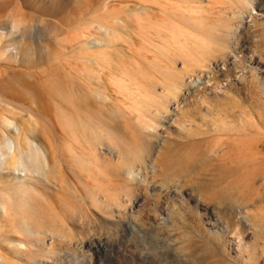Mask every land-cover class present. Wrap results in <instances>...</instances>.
Returning <instances> with one entry per match:
<instances>
[{
  "label": "rangeland",
  "instance_id": "1",
  "mask_svg": "<svg viewBox=\"0 0 264 264\" xmlns=\"http://www.w3.org/2000/svg\"><path fill=\"white\" fill-rule=\"evenodd\" d=\"M227 29L224 62L156 121L140 114ZM143 141L155 162L119 176ZM165 150L183 170L164 189ZM172 248L180 264H264V0H0V264Z\"/></svg>",
  "mask_w": 264,
  "mask_h": 264
},
{
  "label": "bare ground",
  "instance_id": "2",
  "mask_svg": "<svg viewBox=\"0 0 264 264\" xmlns=\"http://www.w3.org/2000/svg\"><path fill=\"white\" fill-rule=\"evenodd\" d=\"M250 1V0H248ZM227 20V19H225ZM231 20V19H230ZM224 21V20H223ZM226 22V21H225ZM228 23V21H227ZM222 25V24H221ZM225 25V24H224ZM223 27V30L226 29L227 27L229 26H221ZM220 27V28H221ZM225 27V28H224ZM210 28V27H208ZM230 28V27H229ZM213 29V28H212ZM217 29V28H215ZM219 29V28H218ZM218 29L216 31H218ZM222 29V28H221ZM207 30V29H206ZM220 30V29H219ZM222 30V32H223ZM211 31V30H210ZM209 31V33H210ZM215 31V30H214ZM208 32V31H206ZM221 32V31H219ZM217 32V33H219ZM205 33V31H204ZM208 33V34H209ZM207 34V33H206ZM212 34V33H211ZM215 34V32H214ZM220 34V33H219ZM218 34V36H220ZM232 33H230L229 29L226 30L225 32V37H223L222 35H224V32L223 34L221 35V37H218V47L220 49L219 52H215V54H208V53H204L205 55H200L199 57H195V53L190 54L189 56V62H186L185 63V68H183L179 71H176L174 73H172L173 75H169V73H165L164 75L161 74V78L163 79L164 81V87L161 89L163 94L160 93V95H156V100H154L153 102H149V101H143V106L141 107V112L140 114L146 116V117H150L152 115V117H150V120L152 121H156V118L159 114H161L165 109H166V106L167 104L169 103V101L172 99L174 100V98L176 97L177 95V92L179 90H181L182 88H185L186 90H189L190 87L194 84L193 80H190L192 77L196 76L197 78V81L201 80L202 77H200V75H197V72H200V69H208L209 70V73L210 72H213L215 70V67L214 65L211 64V59H218L221 58L222 62H224L227 58L225 57L227 52L224 53L222 52V50H227V48L229 47V39L232 37L231 36ZM201 35H203V33H201ZM217 35V34H216ZM213 37V35H211ZM203 37V36H202ZM207 38V36L205 37ZM210 38V37H209ZM216 39V37H215ZM208 41V40H207ZM217 41V40H216ZM215 41V42H216ZM203 45H201L202 47ZM203 49V47L201 48ZM205 49V48H204ZM212 50V49H211ZM205 51V50H204ZM200 52V54H201ZM192 53V51H191ZM193 56V57H192ZM228 56V55H227ZM190 60H193L195 63L194 65L195 66H192L190 65ZM209 63V64H208ZM199 70V71H197ZM166 77V78H165ZM186 77H187V80L189 79V81L186 80ZM153 86H155V84H153ZM152 91V90H151ZM79 102V101H78ZM88 103V102H87ZM80 105V104H79ZM83 106V105H82ZM80 105V107H82ZM80 109V108H79ZM162 115V114H161ZM165 115V114H164ZM161 116V117H164ZM160 118V117H159ZM165 118V117H164ZM163 118V119H164ZM158 122V121H157ZM142 146L141 148H137L135 149V152L134 154L131 156V157H125L123 158V160L120 162V165L118 167H116V169L118 168L117 170V174H122L123 177H126V178H129L131 181L135 180L134 178L137 177L135 176L136 173L139 174L138 170H136V165L137 164H141L144 162L145 159H149L150 160V164H153L155 162V158H152L153 156V152H154V146L151 145L148 141H143L142 143ZM93 146V145H92ZM261 148V147H260ZM134 151V150H133ZM125 153V152H124ZM129 153V152H128ZM131 153V152H130ZM120 156V155H119ZM124 156V155H123ZM169 156H172L169 152V150H165V154H163V156L161 157V160L159 162V165H160V169H159V172L161 173V176L162 177H165V176H170L171 174H174L173 178H171L170 180H167L166 179H163L164 181V184L162 185L163 188L164 186H168L169 184H172V183H169V181H172L174 179H176L177 177H180V174L182 173L181 171V164H183V160H181L180 158H175L173 161H168L166 160ZM192 157V156H191ZM163 159V160H162ZM189 160V159H188ZM16 161V160H15ZM187 162V161H186ZM190 162V161H189ZM192 162V161H191ZM14 163H17V162H14ZM13 164V163H12ZM15 165V164H14ZM144 166L146 164H143ZM188 165V164H187ZM146 172L148 171L146 166L144 167ZM116 173V171H115ZM190 174V173H189ZM115 175V174H114ZM184 175V174H183ZM117 175H115L116 177ZM135 176V177H134ZM147 176V174H146ZM139 177V176H138ZM141 177V176H140ZM118 178V177H117ZM125 178V179H126ZM117 180V179H116ZM123 180V179H122ZM118 181H120V179H118ZM127 181V180H126ZM142 181V180H141ZM125 182V181H124ZM142 182H145V181H142ZM141 182V184H142ZM193 182V181H192ZM122 183V182H121ZM161 183H162V180H161ZM169 183V184H168ZM124 184V183H122ZM140 184V183H139ZM114 185V184H113ZM120 185V184H119ZM128 186V185H127ZM165 189V188H164ZM169 189V188H168ZM161 190V189H160ZM124 192V191H123ZM138 192V191H137ZM126 193V192H125ZM124 193V195H125ZM122 194V193H121ZM110 195V194H109ZM123 195V194H122ZM119 196H121L119 194ZM123 197V196H122ZM128 198V202H131L133 199L135 200L136 198H134V194L130 191L127 196L125 195L124 199L125 198ZM116 198V197H115ZM126 198V200H127ZM114 200V199H113ZM117 200V199H116ZM122 200V199H121ZM215 200H218L219 202L218 203H222L223 201H226L227 200V197L225 195H221V196H218L215 198ZM119 201L117 205H120L121 204V201L120 200H117ZM116 201V203H117ZM96 202V201H95ZM111 202V201H110ZM127 202V201H125ZM127 202V203H128ZM123 204V203H122ZM126 205V204H125ZM132 205V204H131ZM220 205V204H219ZM121 206V205H120ZM129 206V205H128ZM104 207V206H103ZM122 208V206H121ZM161 224V223H159ZM125 226V225H124ZM126 229L130 232H134L135 228L130 225V224H127L126 226ZM102 245V243H101ZM256 263V260L253 262V264ZM151 264H180V260L178 259V257L175 255V249L172 248L170 250H165V251H158V252H153L152 253V259H151Z\"/></svg>",
  "mask_w": 264,
  "mask_h": 264
}]
</instances>
